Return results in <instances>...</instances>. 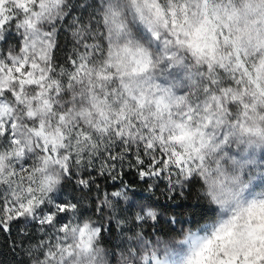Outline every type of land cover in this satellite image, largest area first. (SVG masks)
Instances as JSON below:
<instances>
[{
	"label": "snow or ice",
	"instance_id": "1",
	"mask_svg": "<svg viewBox=\"0 0 264 264\" xmlns=\"http://www.w3.org/2000/svg\"><path fill=\"white\" fill-rule=\"evenodd\" d=\"M130 5L145 26L146 40L159 41L163 29L175 38L176 45L186 46L198 63L206 65L210 78L208 87L201 89L202 99L193 102L152 84L148 74L154 71L155 62L143 46L138 45V55L128 61L113 60V41L119 47L125 36L116 7L110 6L102 17L107 31H97L101 41H108L107 55L95 36L87 34L81 39L80 33H73L80 44L67 56L71 70L58 73L54 56L57 29L53 25L44 30V25L60 22L64 0H0V42L7 45L6 33L13 26L20 37L16 47L0 50V136L17 159L31 156L37 147L42 153L38 164L20 168L16 191L0 192V225L5 228L40 203L32 177L40 174L43 190L53 182L47 174L49 167L70 172L68 161L72 160L87 170L97 160L122 162L132 153L137 165L145 166L147 158L141 178L167 179L174 190V185L185 187L194 179L208 185L212 164L218 171L220 160L227 155L223 149L233 137L245 133L264 136V128L256 123L264 121L258 110L264 108V58L251 67L248 62L250 49L264 48L259 27L264 24V0H241L240 7L215 5L211 0H130ZM89 27L95 29V25ZM181 34L193 39L181 40ZM130 42L119 51L130 52ZM165 58L180 62L175 52ZM214 68L221 79L212 78L217 75ZM4 160L0 154V168ZM10 175L17 176V172ZM214 185L215 181L207 195L221 203L211 190ZM253 206L242 208L210 231L206 228L207 235L186 236L180 241L184 245L180 264H264V219L253 222ZM139 209L135 221L157 220L152 207L141 205ZM69 212L75 208L62 203L36 219L51 230L45 234L51 237L46 243L50 250L42 255L52 261L59 256L57 264H64L65 256L72 257L74 250L98 257L94 241L103 225L88 220L60 224V214ZM141 261L166 264L155 252L151 258L142 254Z\"/></svg>",
	"mask_w": 264,
	"mask_h": 264
},
{
	"label": "clouds",
	"instance_id": "2",
	"mask_svg": "<svg viewBox=\"0 0 264 264\" xmlns=\"http://www.w3.org/2000/svg\"><path fill=\"white\" fill-rule=\"evenodd\" d=\"M215 5L223 4L225 6L240 7L241 0H231V5L228 0H211ZM116 7L121 13L120 19L123 21L125 36L118 42L113 41L111 51L113 52V60L123 59L130 60L133 55H138L135 49L138 45L147 48L154 60V71L148 75L152 77L151 83L159 85L161 88H170L176 95H183L190 97L193 102L202 99L204 93L201 89L208 87V80L210 78L208 69L203 62H197L191 54V51L186 46H178L175 43V38L168 34L163 29L161 30V39L159 41L149 42L144 37L147 35L145 26L140 22L135 14L134 9L130 5V0H95L89 4V10L95 14L94 21L86 23L72 22L70 32L74 45L72 51L77 49L80 40L77 39L73 33H80L81 39L91 34L97 38V42L101 43L103 55L108 53L107 39L100 40L97 31L106 32L107 26L102 25V17L108 11L109 7ZM74 0H64V16L60 19V23L65 21L69 13L73 10ZM192 7H195L193 4ZM99 22V23H98ZM55 25L57 29L58 23L55 21L52 24H45L44 30ZM95 25V29L89 27ZM261 33L264 35V24L259 26ZM85 29L87 31L85 32ZM181 40L193 39L192 37H185L181 34ZM130 40L128 47L131 48L130 52H121L119 48L125 46L126 42ZM164 41H171L170 44L165 45ZM3 47H0L2 50ZM173 52L177 53L180 62L168 61L165 57L170 56ZM264 58V48L250 49L248 62L251 67L252 64H259L261 59ZM57 64V62L55 61ZM67 63V62H66ZM63 69L65 73L70 71L69 67L64 65L58 66L55 71L60 72ZM217 73L214 79H221L218 69H213ZM261 115H264V108L258 109ZM260 127L264 128V121H257ZM249 126H255L252 120L248 121ZM220 135V132H217ZM227 155L220 160V168L217 171L215 164H212V175L208 178L209 184L206 185L203 180L199 188L200 195L206 200L207 204L213 206L210 208L209 213L202 218H193L185 221V226L178 235L170 239H156L149 240L144 238L142 233H136L131 237V240L136 242V247H129L127 250H121L119 256L113 259L112 250L103 242L102 234L94 241V250L99 252V256L91 254H84L74 250L72 257L65 256L64 264H142L141 255H148L151 258L153 252L160 260H166V264H180L181 257L184 254V245L180 241L185 239L189 234L194 236L207 235L205 231H209L211 227L230 219L242 208H247L249 205H254L251 210L253 222L256 218L264 219V136L245 133L244 135H237L233 137L229 144L223 149ZM0 154H4L5 160L3 168H0V192L9 195L11 192L16 191L17 185L20 183L18 177L20 175L21 167H29L39 163V157L42 155L39 148H34L31 156L25 155L21 159H17L9 148L3 136H0ZM214 160L216 158H213ZM29 161V163H25ZM70 172H65L59 167H49L47 174L53 178L50 185H44L41 190L40 174L33 175L35 183L32 184L34 193L37 195L40 203L36 205L31 213H26L20 219L23 225L22 230L28 228L36 222V219L42 215L49 208H54L58 204L67 203L75 208V212L66 213L68 217L66 223L76 224L80 220H88L96 226L100 224L91 216L83 215V203L88 198L90 192L89 182L87 184L78 183L79 179L75 180L76 188L73 189L70 183L75 177L80 176L84 172L82 165L78 166L74 161H68ZM15 170L17 176H11V171ZM215 181L212 191L222 201L216 203L210 196L207 195L209 185ZM27 181H25L26 183ZM120 192V191H115ZM113 193V192H112ZM110 193L99 201L100 204L106 206L110 211H115L118 208V201H116ZM121 196H122V192ZM19 194V193H18ZM66 194H71L72 200H65ZM125 199L127 197L125 196ZM73 217H75L73 219ZM134 219V217L132 218ZM127 223L128 221H124ZM10 223V222H9ZM60 224H66L61 223ZM55 225L54 227H58ZM40 234L45 237L42 241L37 237L35 240H30L27 248L26 255L29 258L28 264H57L60 257L57 256L56 261L46 259L42 253L48 252L50 249L46 247L50 236L45 234L51 231L47 226L39 229ZM27 235V233H25Z\"/></svg>",
	"mask_w": 264,
	"mask_h": 264
},
{
	"label": "rangeland",
	"instance_id": "3",
	"mask_svg": "<svg viewBox=\"0 0 264 264\" xmlns=\"http://www.w3.org/2000/svg\"><path fill=\"white\" fill-rule=\"evenodd\" d=\"M93 2H95V0H74L73 10L69 13L68 17L65 18V21L63 23L60 22L58 23L57 31L60 28H63V30L66 31L67 39L68 38L70 39L68 55L71 54L74 45V41L72 39V35L70 32L71 24L72 22L86 23L88 21H94L95 14L89 10V4ZM6 40H7V45H5L3 42H0V47H6V46L16 47L20 42L19 33L16 32V34L14 35H10L6 33ZM66 62L67 59L64 60L61 63V65L70 68L71 66ZM145 159L147 158L145 157ZM104 162H115V161L97 160L95 162L94 167H89L87 170H84L82 175L75 177L74 180L70 183V186L73 189H75L74 188L75 180L81 178L88 179L91 184V182H93L94 180L93 171L100 172L101 171L100 166L103 165ZM133 164L137 166L136 162H133ZM97 174L99 173H95V175ZM144 178H147V180H149L147 184L150 190L155 186H157L159 189H165L170 194L174 192L183 193L190 188L193 181L194 182L196 181V180H192L191 182H188L185 187H181L180 185H174V190H170L167 179L148 178V177H144ZM197 181L200 182L199 180ZM115 191L122 192V196L114 198L116 201H118V208L115 211H110L109 209L106 208L105 205L100 204L99 201L102 200L105 197V195L108 196L110 193ZM125 196L127 197V199H125ZM64 199L72 200V202H75L71 194H66ZM133 205H136V207H133ZM141 205L150 206L153 209H155L156 212L158 213L157 220L161 219L162 221H164V223L166 222V220L175 217L174 215L167 216L164 211H160V208L156 204L151 203L145 197L138 199L132 192H129L122 185L110 186L109 188L98 185L91 187V190L88 194V198L83 203V215L94 217L99 224L103 225V227L105 226V224L115 225L116 231L114 233L107 232L108 238H110L109 240L111 241L110 249L114 254L113 259L119 256L121 250H127L129 247L137 246L136 242L130 239V237L134 236L136 233H142L144 238L149 240L170 239L177 236L178 232L183 229L184 225H181L178 227L177 232L172 231V233H169L168 236H165L158 231H154L152 224L155 223L157 220L156 221L149 220L147 222L135 221L132 218L140 210L139 206ZM60 217H62V219H60L61 223H66L67 220L71 218L68 217L67 214L65 213H61ZM124 221H128V222L125 223ZM41 227L44 226H41L37 222H34L33 225L22 230L23 225L20 221H12L10 223L8 222L7 228H5L3 225H0V246L4 245L5 243V241L2 239L4 235V231L8 234H11V240H12L11 244L14 247V250L16 249V252H18V257L21 260H23V264L24 263L28 264L29 258L26 255L27 245L30 240H35L37 237L41 239L43 238V236L40 234L39 231ZM25 233H27V235ZM3 255H4L3 250L0 248V259L3 258Z\"/></svg>",
	"mask_w": 264,
	"mask_h": 264
},
{
	"label": "trees",
	"instance_id": "4",
	"mask_svg": "<svg viewBox=\"0 0 264 264\" xmlns=\"http://www.w3.org/2000/svg\"><path fill=\"white\" fill-rule=\"evenodd\" d=\"M7 34H16L15 29L13 27L10 28V32ZM56 42L57 48L54 56L58 65H61L67 59L70 44V39H67L66 31L63 28L57 31ZM133 162H135V157L130 153H128L122 162H104V166H100V172L93 171L94 180L91 184L89 182L90 190L95 185L105 186L107 188L122 185L138 199L145 197L151 203L156 204L160 208V211H164L167 216H175L174 218L166 220L165 223L161 219H158L152 224L154 231H158L165 236H168L172 231L177 232L179 226H185V221L193 218H202L209 213L212 207L207 204L206 200L199 193V188L201 187L200 182L197 180L195 182L193 181L190 188L183 193L174 192L170 194L165 189H159L157 186L150 190L147 184L149 180L147 178H141L139 174L140 171L147 170V159H145V166H135ZM110 164H115V167H109ZM95 173L99 174L95 175ZM76 187L75 183L74 188ZM115 231L116 227L113 224H105L102 229L103 242L109 248L111 241L108 238L107 232L114 233ZM2 239L5 243L0 246L4 253L3 258L0 259V264H23V260L18 257V252H16V249L14 250L11 244V234L4 231Z\"/></svg>",
	"mask_w": 264,
	"mask_h": 264
}]
</instances>
